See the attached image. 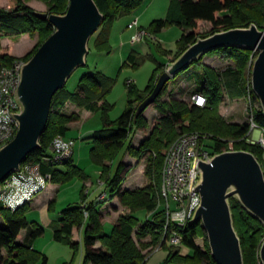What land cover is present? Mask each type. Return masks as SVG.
Instances as JSON below:
<instances>
[{"label": "trees", "instance_id": "16d2710c", "mask_svg": "<svg viewBox=\"0 0 264 264\" xmlns=\"http://www.w3.org/2000/svg\"><path fill=\"white\" fill-rule=\"evenodd\" d=\"M95 1L105 16L102 23L104 29L95 40V45L100 48L109 46L111 22L119 15L138 9L145 2V0ZM13 2L12 9L0 7V38L38 33L40 42L27 54L25 60H28L53 32L54 26L48 20L35 16V9L23 0H13ZM68 3L69 0H51L48 12L64 13ZM202 21L211 24L209 31H199ZM252 23L257 24L261 29L264 28V0H169L165 17L152 20L146 28L156 34L171 25L183 30L177 42L176 52L164 50L166 55H172L169 59L171 61L199 37L231 28L247 27ZM208 55H218L225 60H231L232 63L218 69L202 62ZM256 57L257 52L229 46L215 49L194 61L181 72H186L194 64H201L199 71L190 72L188 78L194 77L193 94H203L207 99L206 105L201 107L174 96L169 100H161L162 94L168 88L167 82L152 104L159 111L160 116H157L159 121L150 128L147 138L140 145H135L132 138L136 130L147 129L148 120L144 112L138 113L137 109L154 90L167 63L157 64L143 90L138 89L135 82L126 81L128 104L116 120H112L109 116L114 105L108 100L114 86V78L101 72H87L82 75L74 92L66 87L59 89L52 99L47 127L40 140L41 147L28 154L22 165L39 164L41 173L51 176L49 184H63L76 174L85 178L86 174L74 163L73 154L64 160H50L53 156L51 145L57 136L74 139L76 144L77 138L67 136L70 124L80 120L81 110L101 111L103 127L86 136L92 141L90 156L102 168L101 181L107 187L102 192L108 195L109 190L110 199L117 198L118 204L128 211L120 213L112 230L106 232L103 228L104 209L99 206L105 200L87 202V193H84L81 203L69 205L61 210L58 225L53 233L54 239L77 247L78 241L73 239V231L76 227H83V264H147L146 253L143 250L155 245H162L161 247L166 251L164 264H218L212 256L201 222L189 220L184 225H173L165 230L166 212L160 195L162 169L168 147L181 134L187 132L200 133L205 144L215 152L227 149L229 142L232 141L234 149H245L253 152L257 157L260 156L259 146L247 142L249 122L228 123L218 110L219 105L227 98L232 100L244 98L249 92L252 101H256L251 84L252 64ZM15 59L16 57L9 53L0 54V69L12 65ZM144 60V56L131 51L124 63L139 65ZM71 105L75 109L71 110ZM249 110L252 111L255 122L264 126V114L260 102L259 107L253 105ZM129 138L131 139L127 153L146 162L145 176L148 183L135 189L123 185L131 169L128 163L124 160L120 161L115 170L112 166L119 149ZM212 143L214 144L211 145ZM30 200L12 209L5 206L0 197L2 218L0 264H29L33 258L41 256L33 244L37 237L44 234L45 228L27 219L25 209ZM51 204L52 200L49 207ZM230 204L235 228L241 239L245 264H261L259 248L264 239V224L254 218L236 198H230ZM139 209H146L150 213L144 224H139L134 214ZM174 229L182 236V245L189 249L184 254L181 253L180 248L166 244ZM23 231L25 234L21 240ZM199 236L205 238L204 247L196 242ZM148 237V242H145ZM42 264H47L46 255H42Z\"/></svg>", "mask_w": 264, "mask_h": 264}, {"label": "water", "instance_id": "95a60500", "mask_svg": "<svg viewBox=\"0 0 264 264\" xmlns=\"http://www.w3.org/2000/svg\"><path fill=\"white\" fill-rule=\"evenodd\" d=\"M34 15L48 20L53 32L21 67L15 97L20 111L12 140L0 147V184L10 174L21 170L28 154L41 147L54 94L66 86L70 76L86 66L89 42L105 16L95 0H69L64 13L35 10ZM241 47L257 52L252 64V89L264 114V30L252 23L199 37L176 59L167 63L152 93L137 112L151 106L174 76L204 54L222 47ZM201 180L197 185L201 203L191 222H201L214 260L218 264H245L241 239L235 228L230 198L264 224V172L257 156L245 149H228L211 160H200ZM264 264V239L259 248ZM178 264V263H168Z\"/></svg>", "mask_w": 264, "mask_h": 264}, {"label": "rangeland", "instance_id": "374dc122", "mask_svg": "<svg viewBox=\"0 0 264 264\" xmlns=\"http://www.w3.org/2000/svg\"><path fill=\"white\" fill-rule=\"evenodd\" d=\"M31 1L35 3H31ZM36 1L37 3L43 2L44 7L47 8L46 11H49L51 0H23V2L29 6L32 4L38 6ZM9 2L12 3V6ZM0 5L5 9L14 8L13 0H0ZM168 5L169 0H145L143 5L138 9L127 14L119 15L110 24L111 35L108 48H100L95 45V40L104 29L102 25L90 39V51L87 56L86 66L75 70L68 79L65 87L69 91L74 92L77 89L82 75L87 72H101L114 78V86L108 96V100L114 105L109 112V116L112 120H116L128 104L129 95L126 84L127 79H134L136 87L143 90L152 77L157 64L167 63L168 55L164 53V50L176 52L177 42L183 33V30L176 25L166 27L162 34H158L159 42L150 41V44H147L144 41L134 45L136 49L135 51L145 57V60L141 64H125L124 62L128 55L126 51L127 46L122 47L121 45L123 39H128L130 37V33L133 31L127 27V24L137 17L136 15H139V23L145 27H149L152 20L165 17ZM35 6L31 7L38 10ZM210 29L211 24L209 22H200V32H207ZM39 42L40 39L38 33L35 35L25 33L21 35L3 36L0 38V54L9 53L16 57L14 61L18 60L24 62L26 61L25 57L27 54L33 51ZM129 49L130 47L128 46V50ZM202 62L211 64L218 69L225 68L232 63L231 60H225L218 55L205 56ZM200 65L194 64L186 72H181L176 77H173L168 82V88L162 94L161 100H169L172 96H174L181 100H185L188 103H192L191 95L195 89V83L193 80L194 77L193 79H189L188 77L190 72L199 71ZM253 105L259 107V101L257 98L256 101L253 102L251 93L249 92L244 98L235 100L227 98L219 105L218 110L219 114L228 123L242 124L245 121L249 122L251 114L249 109H251ZM144 115L148 120V127L146 130L136 131V136H134L135 134L133 135L134 138H132V141L136 145H140L141 142L147 138L150 128L155 126L159 121L158 117L160 115H158V110L153 105L146 108ZM155 115H158L157 119H155ZM102 127L103 120L101 111L90 112L87 110H81L80 121L73 123L72 126L70 124L67 136L77 138L74 147L73 161L82 170V172L86 174V177L81 178L76 174L68 182L63 184H48V189L51 187L55 189L54 194L51 197H46V192L42 191V193L36 195L33 201L28 203V206L25 209L27 219L31 222H36L45 228L44 234L37 237L34 241L35 250L40 252L41 256L33 258L29 264H42V255L47 256V264H83V241L75 239L74 233L73 239L78 241L77 247H73L68 242L56 241L53 237V227L47 225L46 222L49 221V224L53 222L57 225L59 222L58 216L63 208L69 205L81 203L84 193H87V202L95 201L97 195L107 189L105 185L103 186L100 184L102 168L91 159L90 149L92 147V141L86 138L89 133ZM254 134L255 133L253 132L250 137H253ZM130 139L131 138H129L123 147L119 149L114 161L112 162L114 170L118 163L125 159ZM213 144L214 143L211 145ZM233 146L234 142L230 141L228 147L233 148ZM130 159L131 162L128 166L131 167V169L123 185H126L131 189L145 186L148 183L145 176L146 162L133 156H131ZM108 192V199L106 201L110 198V191L108 190ZM51 200V207H49L45 213L42 212L40 206H43L46 202L50 204ZM106 201H103V203L101 205L99 204V206L105 207L107 205ZM115 203L118 204L117 199L115 200ZM118 207H120V213L128 211L123 206L118 205ZM113 212L114 217L105 220L103 223V228L106 232H110L112 230L114 226L112 221H114L118 215L116 211L113 210ZM134 214L138 218L139 224H144L150 213L146 209H139ZM148 240L149 237L144 241L148 242ZM196 242L204 247V236H199L196 239ZM166 244L168 245V243ZM161 246L162 245H155V247H149L143 250V252L146 253L147 264H164L163 260L153 263L158 256L166 254V251ZM173 247L180 248V251L183 254L189 251V249L184 245Z\"/></svg>", "mask_w": 264, "mask_h": 264}, {"label": "built area", "instance_id": "2783aa9c", "mask_svg": "<svg viewBox=\"0 0 264 264\" xmlns=\"http://www.w3.org/2000/svg\"><path fill=\"white\" fill-rule=\"evenodd\" d=\"M128 28L133 29L130 37L131 43L158 41L157 34L141 26L138 17L128 23ZM24 62L16 60L12 65L0 69V147L12 140L17 132L18 124L14 115L20 111V107L15 97V90L20 82L21 67ZM133 82L132 78L127 79V83ZM191 100L192 103L201 107L207 103L206 97L200 93L192 94ZM253 132L255 134L250 137ZM247 142L259 146L260 156L257 158L264 172V126L255 122L252 111L249 118ZM74 144V139L57 136L51 145L53 156L50 160L57 161L71 157ZM228 149L234 148L228 147L224 150ZM216 153L218 152L205 144V140L198 132L183 133L168 147L160 189L162 204L166 212V231L173 225H184L193 218L201 203L200 192L197 188L201 180L199 161H209ZM50 177L49 174L41 173L39 164L26 163L21 166L20 171L13 172L1 182L0 197L5 206L15 209L34 195L45 191ZM106 195L107 193H103L99 198L104 199ZM166 242L173 246L183 244L182 236L175 229L172 230Z\"/></svg>", "mask_w": 264, "mask_h": 264}, {"label": "crops", "instance_id": "0c3cea01", "mask_svg": "<svg viewBox=\"0 0 264 264\" xmlns=\"http://www.w3.org/2000/svg\"><path fill=\"white\" fill-rule=\"evenodd\" d=\"M10 4H11V6H12V3L11 2H9ZM31 3H33L32 1H31ZM35 3V2H34ZM33 3V4H34ZM36 3H37V1H36ZM31 5L32 7L33 6H35V5ZM38 4V6H35L38 10H41V11H46L47 10V8L46 7H44V3L43 2H41V3H37ZM0 7H1V5H0ZM138 18H139V15H136ZM140 19V18H139ZM139 22H140V20H139ZM140 25H141V23H140ZM141 26H144V25H141ZM127 27H128V24H127ZM126 27V28H127ZM145 27V26H144ZM131 30H133V29H131ZM164 31V29L161 31V32H159L158 34L160 35V34H162V32ZM133 33V31L130 33V37H131V34ZM158 34H157V37H158V41L157 42H159V36H158ZM130 37L128 38V39H123V41H122V47H126L127 46V49H126V51H127V53L129 54L131 51H135L136 49H135V44H137V43H131L130 42ZM145 43H147V44H150V41H145ZM128 46L130 47V49L128 50ZM128 56V55H127ZM170 57H171V55H168L167 56V63L169 62V59H170ZM134 80V79H133ZM134 82H135V80H134ZM72 109H75V107L74 106H70ZM158 115H159V111H158ZM158 115H155V119H156V117L158 116ZM80 121V120H79ZM79 121H77V122H79ZM76 123V122H75ZM73 124V123H72ZM72 124H71V126H72ZM136 131H139V130H136ZM135 135L134 136H136L137 134H136V132L134 133ZM134 136H133V138H134ZM135 144V143H134ZM136 145V144H135ZM74 153V152H73ZM130 157L131 156H129V154L127 153V155L125 156V159H124V161L126 162V163H130L131 161V159H130ZM51 184V183H50ZM49 184V185H50ZM100 184L101 185H103L104 186V184L102 183V181H100ZM48 185V186H49ZM124 186H126V185H124ZM127 187V186H126ZM49 187H47V189L45 190V191H43V192H46V197H51L53 194H54V188L53 187H51L50 189H48ZM40 193H42V192H40ZM40 193H38V194H40ZM104 192H100L98 195H97V197H96V200H100V201H103V200H107L108 199V195H106L105 196V198L104 199H101V198H99V196L101 195V194H103ZM37 195V194H36ZM36 195L30 200V202L31 201H33V199L36 197ZM117 198H113V199H110L109 198V200L108 201H106L107 202V205L105 206V207H100L101 209H104V213H105V218H104V221L105 220H107V219H109V218H112V217H114V212H113V210L114 211H116L117 213H118V215H117V217L115 218V220L114 221H112L113 223H115V221H116V219L118 218V216H119V213H120V207H118V205L119 204H116L115 203V200H116ZM46 201V200H45ZM105 203V202H104ZM42 205V204H41ZM119 206H121V205H119ZM110 207V208H109ZM40 208H41V210H42V212H46V210H48L49 209V204H48V202H46L45 204H43V206H40ZM112 208V209H111ZM122 212V211H121ZM60 218V215L58 216V219ZM2 222V218L0 217V223ZM47 223V225H49V226H52L53 227V229H55V227L58 225H55L53 222L52 223H50L49 224V221L48 222H46ZM104 223V222H103ZM54 224V225H53ZM24 232V231H23ZM73 233H74V238L75 239H80V241L82 240V236H83V227H81V228H78V227H76L75 229H74V231H73ZM24 234H25V232L23 233V235L21 236V240H22V238H23V236H24ZM33 246H34V248H35V245L33 244ZM165 255L166 254H161L160 256H158L157 258H156V260L153 262V263H155V262H160L161 260H163L164 258H165Z\"/></svg>", "mask_w": 264, "mask_h": 264}]
</instances>
